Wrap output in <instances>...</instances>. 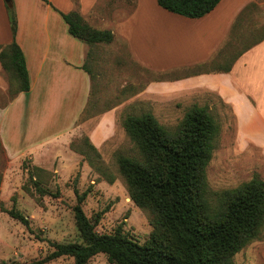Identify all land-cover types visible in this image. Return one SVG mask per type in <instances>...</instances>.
Listing matches in <instances>:
<instances>
[{"label": "crops", "instance_id": "obj_1", "mask_svg": "<svg viewBox=\"0 0 264 264\" xmlns=\"http://www.w3.org/2000/svg\"><path fill=\"white\" fill-rule=\"evenodd\" d=\"M11 2L29 91L0 105V141L10 159L35 160L60 139L69 142L87 105L91 80L83 66L89 47L69 34L61 16L72 11L89 27L112 32L131 59L150 71L213 64L216 71L186 74L149 89L183 99L215 96L230 108L236 147L257 150L264 158V0H220L198 19L167 12L157 0ZM4 3L0 0V45L12 41ZM7 88L0 65V92Z\"/></svg>", "mask_w": 264, "mask_h": 264}, {"label": "rangeland", "instance_id": "obj_2", "mask_svg": "<svg viewBox=\"0 0 264 264\" xmlns=\"http://www.w3.org/2000/svg\"><path fill=\"white\" fill-rule=\"evenodd\" d=\"M91 57L86 64L93 75L90 102L95 105L89 116L83 114L78 119L69 142L60 139L35 160H13L3 149L0 151V263L41 260L53 250L51 243L81 242L72 211L77 204L75 191L86 193L81 204L85 216L90 220L99 217L95 226L98 234L120 228L141 245L148 241L152 232L150 215L132 202L118 172V155L137 154L122 126L127 116L150 113L160 125L172 130L190 106H204L219 127L206 168L209 188L233 189L255 176L264 181L261 154L250 148L240 150L234 143L235 122L228 106L215 96L193 94L183 99L174 97L171 91L149 89L151 84L172 81L197 68L150 71L136 64L126 44L114 35L111 43L93 46ZM7 103L8 91L0 92V105ZM87 141L95 146L99 160L86 148ZM74 150L87 152L88 158ZM33 165L41 170L37 175L44 187L56 196L39 198L24 191V186L33 190L28 175ZM11 210L21 213L28 225L11 218ZM234 263L264 264V227L258 239L234 256ZM47 264H73V259L61 257ZM87 264L109 263L104 254H97Z\"/></svg>", "mask_w": 264, "mask_h": 264}, {"label": "trees", "instance_id": "obj_3", "mask_svg": "<svg viewBox=\"0 0 264 264\" xmlns=\"http://www.w3.org/2000/svg\"><path fill=\"white\" fill-rule=\"evenodd\" d=\"M220 0H157L160 8L190 19L211 12ZM5 8L12 35L9 44L0 45L1 73L7 83L8 103L18 94L29 91V78L24 56L15 42L16 15L12 4ZM68 32L89 47L83 69L87 67L92 47L113 40L107 30L89 27L77 11L62 14ZM227 68L226 71L230 68ZM216 71L211 64L197 67L195 73ZM6 76V78L4 77ZM81 115L94 108L90 102ZM81 117V116H80ZM122 126L133 142L137 154L118 155V172L132 202L150 215L152 232L141 245L120 228L109 234H98L99 217L88 219L81 204L86 193L76 194L72 208L81 242L51 243L52 251L41 260L24 264H47L70 257L73 264H87L97 254H104L109 264H235L234 256L258 239L264 227V181L258 177L236 188L212 191L207 183L206 168L215 149L219 127L206 107L192 105L174 129L160 125L150 113L127 116ZM86 148L96 159L100 156L88 141ZM3 149L0 141V151ZM88 158L87 152L74 150ZM89 164L92 165L91 161ZM28 173L33 190L24 191L37 197L50 194L31 166ZM9 216L23 225L26 218L16 210ZM0 264H6L1 262Z\"/></svg>", "mask_w": 264, "mask_h": 264}, {"label": "water", "instance_id": "obj_4", "mask_svg": "<svg viewBox=\"0 0 264 264\" xmlns=\"http://www.w3.org/2000/svg\"><path fill=\"white\" fill-rule=\"evenodd\" d=\"M7 4L11 3V0H4Z\"/></svg>", "mask_w": 264, "mask_h": 264}]
</instances>
